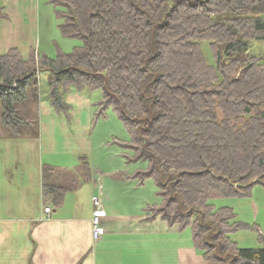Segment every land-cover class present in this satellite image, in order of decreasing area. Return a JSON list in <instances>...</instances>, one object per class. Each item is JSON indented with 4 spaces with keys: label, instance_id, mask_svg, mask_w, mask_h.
I'll list each match as a JSON object with an SVG mask.
<instances>
[{
    "label": "trees",
    "instance_id": "1",
    "mask_svg": "<svg viewBox=\"0 0 264 264\" xmlns=\"http://www.w3.org/2000/svg\"><path fill=\"white\" fill-rule=\"evenodd\" d=\"M48 3L61 37L80 45L65 52L55 41L54 58L33 50L25 60L16 49L0 56L3 131L34 133L42 73L50 107L67 122L66 94L100 92L92 125L115 114L128 140L112 143L128 164L145 165L131 177L139 186L153 181L161 199L146 208V219L190 230L209 264H264V230L212 203L249 200L258 185L264 190V63L249 53L252 42L264 41V0ZM81 160L74 172L42 169L44 197L54 205L89 177ZM240 230L256 234L260 248H238L231 236Z\"/></svg>",
    "mask_w": 264,
    "mask_h": 264
},
{
    "label": "crops",
    "instance_id": "2",
    "mask_svg": "<svg viewBox=\"0 0 264 264\" xmlns=\"http://www.w3.org/2000/svg\"><path fill=\"white\" fill-rule=\"evenodd\" d=\"M36 11L37 0H0V56L16 49L26 60L33 50L39 52ZM42 76L48 80L47 73ZM39 88L34 133L15 138L0 126V264H209L194 248L190 230L146 219V208L160 205L161 199L156 187L151 191L148 182L139 186L131 177L144 164H126L124 152L112 143L113 134L94 136L109 121L92 125V103L99 99L95 93L66 94L71 107L67 122L49 105L48 83L41 94L39 78ZM82 157L89 163V177L81 176L78 187L54 205L44 197L42 169L78 171ZM61 178L66 179L64 174ZM257 194L254 187L251 199L237 201L238 209L250 214L243 218L245 223L264 230ZM94 195L102 199L107 213L101 220L105 232L97 241L91 231ZM229 207L236 209L234 204ZM245 240L256 247L251 235Z\"/></svg>",
    "mask_w": 264,
    "mask_h": 264
},
{
    "label": "rangeland",
    "instance_id": "3",
    "mask_svg": "<svg viewBox=\"0 0 264 264\" xmlns=\"http://www.w3.org/2000/svg\"><path fill=\"white\" fill-rule=\"evenodd\" d=\"M36 14H37V19H36L37 36H35V39L37 38V49L39 52H45L51 58H54L56 52H55V47L52 43L53 40L57 41L59 43V45L61 46V48L65 52H70L73 50V48L75 46L80 45V43L77 41L67 40V39H63L61 37L59 29H58L59 21L56 19L55 14H54V9L48 3V0H37ZM201 48H202V51L205 55L207 63L210 65H213L214 60H213V57H212L211 52L209 50L208 44L202 43ZM249 53L253 56L261 57L263 59V63H264V41L252 42L250 44ZM43 74H46V73H43ZM40 76H41V74H40ZM40 76H39V78H40V82H41V94H42L44 90L47 91V77L46 76L40 77ZM96 96L99 98L101 96V93L95 92V97ZM108 113H109L108 114L109 115V121H107L103 124L105 127L102 130H101V128L99 130H96L94 136H96V137L100 136L101 138H104L105 136L113 134L119 140H128V133L125 130L122 123L116 118V116H115V114H113V112L109 111ZM95 150L98 151V149H95ZM120 150H122V149H120ZM104 152H105V150L102 153H104ZM124 161L126 162V164L128 163L126 161V158H124ZM138 167H143V165L136 164L134 168H138ZM147 187H149L150 190L154 188V191H155V186L153 184V181H148ZM255 188H257V190L260 192V194L256 195L255 201L260 207L262 206V208L264 209V197H263L264 194H262V193H264V190L259 185L256 186ZM157 201H158V199H157ZM237 201H240V199H218V200H213L212 203L216 209L222 208V207L231 208L229 206H232V204H234L236 206V209L235 210L233 209V211L236 214V219L239 222L245 223V221H243L244 220L243 218L249 217L250 214L243 215L241 213V211H239V209H238L239 206H238ZM249 235L254 237V239H256V241H257L256 234L251 233V232H245L244 230L238 231L237 233L232 235L231 238H232V240L234 238V241L237 244L238 248H256V247L260 246L258 242L255 245L256 247L249 246L250 241L245 240L246 236H249Z\"/></svg>",
    "mask_w": 264,
    "mask_h": 264
},
{
    "label": "built area",
    "instance_id": "4",
    "mask_svg": "<svg viewBox=\"0 0 264 264\" xmlns=\"http://www.w3.org/2000/svg\"><path fill=\"white\" fill-rule=\"evenodd\" d=\"M92 205H93V212L91 218V231H92V238L94 241L100 239V237L104 234L105 230L101 225V220L106 217V209L102 202V199L98 195L92 196ZM46 212H50V208L44 209Z\"/></svg>",
    "mask_w": 264,
    "mask_h": 264
},
{
    "label": "water",
    "instance_id": "5",
    "mask_svg": "<svg viewBox=\"0 0 264 264\" xmlns=\"http://www.w3.org/2000/svg\"><path fill=\"white\" fill-rule=\"evenodd\" d=\"M133 121H134V122H138V121H139V119L135 118V119H133Z\"/></svg>",
    "mask_w": 264,
    "mask_h": 264
}]
</instances>
